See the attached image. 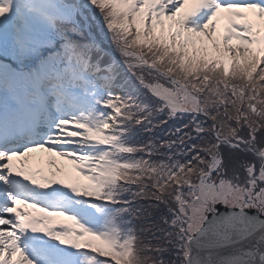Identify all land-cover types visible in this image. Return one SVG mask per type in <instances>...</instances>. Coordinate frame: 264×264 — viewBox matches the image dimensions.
I'll use <instances>...</instances> for the list:
<instances>
[{
    "label": "snow or ice",
    "instance_id": "snow-or-ice-1",
    "mask_svg": "<svg viewBox=\"0 0 264 264\" xmlns=\"http://www.w3.org/2000/svg\"><path fill=\"white\" fill-rule=\"evenodd\" d=\"M0 264H264V0H0Z\"/></svg>",
    "mask_w": 264,
    "mask_h": 264
},
{
    "label": "rangeland",
    "instance_id": "rangeland-1",
    "mask_svg": "<svg viewBox=\"0 0 264 264\" xmlns=\"http://www.w3.org/2000/svg\"><path fill=\"white\" fill-rule=\"evenodd\" d=\"M219 23L222 26L224 24V21L221 20ZM221 35H222V32L217 33L218 38ZM48 159L53 160L56 165L61 166L64 169L63 172L56 174V176H55L56 179H62V180H65V182H71V181H75V180L80 179L79 176L77 175V173L72 168V166L67 161L61 160L60 158H58L56 156H49L47 153H44L42 151H36V152L29 154V166L31 167L34 164V166L36 167L37 170L42 171L43 174L47 176L50 173L55 172V168H51V169L48 168V166L46 164V161ZM31 169H32V167H31ZM80 183L83 184V183H87V182L80 180ZM18 207H21V206L18 205ZM28 211L32 212L33 215L37 214L32 209H28ZM51 219H52L54 225H69V226H71L70 222L65 220L63 217H52ZM88 239L89 238L85 237V238H83L82 242L84 240H88ZM92 243L98 244L99 241H92Z\"/></svg>",
    "mask_w": 264,
    "mask_h": 264
},
{
    "label": "bare ground",
    "instance_id": "bare-ground-1",
    "mask_svg": "<svg viewBox=\"0 0 264 264\" xmlns=\"http://www.w3.org/2000/svg\"><path fill=\"white\" fill-rule=\"evenodd\" d=\"M31 167H32L33 170H37L36 167L34 166V164Z\"/></svg>",
    "mask_w": 264,
    "mask_h": 264
}]
</instances>
